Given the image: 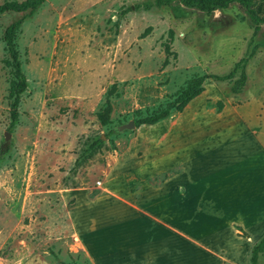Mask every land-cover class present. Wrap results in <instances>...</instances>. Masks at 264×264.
<instances>
[{
  "label": "rangeland",
  "instance_id": "374dc122",
  "mask_svg": "<svg viewBox=\"0 0 264 264\" xmlns=\"http://www.w3.org/2000/svg\"><path fill=\"white\" fill-rule=\"evenodd\" d=\"M153 1L44 0L31 14L0 15V264H92L97 255L80 247L70 211L102 189L108 163L137 134L138 127L118 126L164 107L194 76L225 75L254 50L239 94L231 86L240 70L229 80L205 79L204 87L212 105L234 96L249 100L244 111L261 109L264 118V26L251 25L235 3L175 19L168 7H145ZM22 17L15 45L27 89L9 129L15 75L3 33ZM114 82L125 83L104 126L95 113ZM143 128L159 131L163 124ZM102 136L99 149L87 150Z\"/></svg>",
  "mask_w": 264,
  "mask_h": 264
},
{
  "label": "crops",
  "instance_id": "0c3cea01",
  "mask_svg": "<svg viewBox=\"0 0 264 264\" xmlns=\"http://www.w3.org/2000/svg\"><path fill=\"white\" fill-rule=\"evenodd\" d=\"M208 94L159 131L140 125L102 189L70 211L92 264H239L264 235L261 109L234 96L218 107Z\"/></svg>",
  "mask_w": 264,
  "mask_h": 264
},
{
  "label": "trees",
  "instance_id": "16d2710c",
  "mask_svg": "<svg viewBox=\"0 0 264 264\" xmlns=\"http://www.w3.org/2000/svg\"><path fill=\"white\" fill-rule=\"evenodd\" d=\"M44 0H3L0 4V15L6 12H23L26 14L33 13ZM264 0H154L153 3L146 5L147 9L152 7H168L172 16L175 19L184 18L187 16L190 9H197L201 12L211 13L215 10H224L230 7L232 4H238L245 12V15L250 20V23L255 28L264 25V14L260 15L256 11V5ZM138 8V6L128 7V11ZM23 22V17L19 18L10 24L4 30L3 39L6 44L8 59L5 62L13 68L15 79L11 82L9 88L10 102V125L11 129L18 119V107L20 104L21 95L27 89V79L22 71L20 55L15 45L16 34ZM150 28L148 27L142 36L146 35V32ZM164 51L166 55L171 54L170 45L164 44ZM254 54L252 50L247 56L241 58L235 62L231 71L225 75L217 74H200L191 78L185 86H183L175 95V97L169 101L164 107H160L152 112H147L134 119L135 127H139L142 124H155L163 119H166L172 115V112H181L187 103L194 97L199 95L204 90L205 79L211 78L217 81L229 80L234 77L235 73L240 70L239 76L234 80L231 86V92L234 94L240 93L247 81V74L245 71L246 64ZM168 62L167 57L165 58L164 64ZM125 83V82H124ZM124 83L114 82L111 84L105 92L103 103L100 108L96 111L97 120L101 125H108L111 120V113L113 110V99L120 95L119 88ZM103 141L101 137L94 139L89 145V151L99 149ZM5 151H1L2 154ZM264 253V235L260 240L253 246L251 250L249 264H258L259 256ZM123 264V263H122Z\"/></svg>",
  "mask_w": 264,
  "mask_h": 264
},
{
  "label": "water",
  "instance_id": "95a60500",
  "mask_svg": "<svg viewBox=\"0 0 264 264\" xmlns=\"http://www.w3.org/2000/svg\"><path fill=\"white\" fill-rule=\"evenodd\" d=\"M135 128V123L134 120H129L126 123H123L121 125L118 126L119 130H124V129H133ZM11 133L9 131H5L4 133V142L7 143L8 139L10 137ZM101 138H104V136H102Z\"/></svg>",
  "mask_w": 264,
  "mask_h": 264
}]
</instances>
